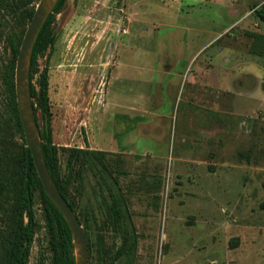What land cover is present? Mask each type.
Wrapping results in <instances>:
<instances>
[{
    "label": "rangeland",
    "instance_id": "rangeland-1",
    "mask_svg": "<svg viewBox=\"0 0 264 264\" xmlns=\"http://www.w3.org/2000/svg\"><path fill=\"white\" fill-rule=\"evenodd\" d=\"M263 3L67 0L55 14L39 59L40 72L47 68L49 74V100H33L41 140L57 146L68 197L88 233L89 264L118 263L112 258L123 235L107 213L109 188L123 198L131 220L126 227L138 235L135 264H264V93L257 92H264V57L250 53L246 34L264 33L255 14ZM27 20L24 12L16 23ZM204 42L188 69L195 79L180 84L167 121L155 120L161 68L171 57L178 59L175 69H183ZM224 54L239 75L246 65L263 71L260 82L240 75V87H253L254 102L243 98L236 107L214 97L216 79L202 72L225 66ZM14 60L0 30V187L5 179L16 189L0 195L4 226L27 147L6 81ZM198 76L205 78V90ZM137 96L143 138L135 144L139 150L130 152L123 141L138 124L129 104ZM163 130V140L151 139ZM71 147L103 153L94 155L93 167L83 168L79 159L68 163ZM34 208L39 227L28 264H51L53 241L39 191Z\"/></svg>",
    "mask_w": 264,
    "mask_h": 264
},
{
    "label": "trees",
    "instance_id": "trees-1",
    "mask_svg": "<svg viewBox=\"0 0 264 264\" xmlns=\"http://www.w3.org/2000/svg\"><path fill=\"white\" fill-rule=\"evenodd\" d=\"M39 1L40 0H0V30L5 32L11 50L15 55V60L7 65L6 81L10 91L12 112L25 141L26 137L18 108L14 82L16 58L20 51L27 24L32 19ZM66 1L67 0H58L55 4L53 11L49 14L37 36L31 54L29 68L31 95L33 98L39 97L45 104H47L49 100V74L47 68L43 72H40L39 59L44 54L48 40L51 39L49 26L53 21L55 14L63 8ZM24 12H27L28 14L27 24L20 26L16 22ZM255 14L262 22H264V3L255 8ZM246 34L252 39L250 53L259 57H264V33L248 30L246 31ZM37 83L40 87L39 89L37 88ZM34 105L37 113V106L35 103ZM45 109L48 110L47 106H45ZM42 147L48 169L62 194L75 211V203L68 197L67 182L62 177L59 169L57 146L50 140H44L42 141ZM68 151V163H72L79 159L81 160L83 168L87 166L93 167L94 163H91V160L95 158L94 155L103 153L100 150L78 147H71ZM21 164L23 166V173L20 177L19 184L17 185L16 203L12 208L11 215H9V224L4 226V222L0 220V264L29 263L30 249L39 227L36 210L34 208V198L37 191L40 192L47 227L52 235L53 258L51 264H76L75 244L71 228L63 213L47 195L28 146L24 149ZM101 178L104 181V184H107V180H105L103 175H101ZM1 184L0 195L3 194L4 190L10 192L16 190L15 185L13 184L10 187L8 181L5 179L1 180ZM109 195L112 198V201L106 203L107 213L114 227L122 231L121 233L123 235L122 243L119 249L115 252L112 260H118L117 264H135L138 235L134 229L126 227L130 224L131 220L130 215L122 206L124 203L123 198L120 197L115 190L110 188ZM84 232L87 239L88 233L87 231Z\"/></svg>",
    "mask_w": 264,
    "mask_h": 264
},
{
    "label": "water",
    "instance_id": "water-1",
    "mask_svg": "<svg viewBox=\"0 0 264 264\" xmlns=\"http://www.w3.org/2000/svg\"><path fill=\"white\" fill-rule=\"evenodd\" d=\"M57 1L40 0L36 6L34 15L26 29L16 62V94L27 146L32 153L39 177L47 195L63 213L71 228L75 244L76 264H89V247L83 225L59 189L45 161L37 113L30 87L29 68L32 50L39 32Z\"/></svg>",
    "mask_w": 264,
    "mask_h": 264
},
{
    "label": "crops",
    "instance_id": "crops-1",
    "mask_svg": "<svg viewBox=\"0 0 264 264\" xmlns=\"http://www.w3.org/2000/svg\"><path fill=\"white\" fill-rule=\"evenodd\" d=\"M200 31V30H199ZM252 40H249V42ZM206 46V42H204L201 47H199L197 50L194 51L193 55L191 56L190 61H185V65L183 69H175L176 66L178 65V59L177 61L173 58H169L168 60V65L164 66V68H161V71L163 74H161V79L156 82L158 89H157V95H158V102L157 106L155 108L156 110V115H155V120L159 121H167V117L169 116L168 110L173 108L175 105V100H176V94L177 90L180 86V84H183L184 81L186 80H191L195 79L194 74L190 73L189 66L190 64L196 59L197 52H199L202 48ZM230 52L229 49L226 51V53ZM222 62L225 63V66H222L221 68H215L216 71L213 73L211 71L209 72H202V75L206 73V75H210L216 79L214 84V89H215V98H218L223 102V100H229L234 104V106L237 107V102L243 98L246 100H251L254 102L255 100V91L253 87L250 85V82H253L255 80L259 81L261 80V76L263 74L262 70H255L252 68L250 65H246L244 70L240 72V75L243 77H246V79L250 82L249 84H245L244 86L240 87L239 82H240V75L239 71L233 70V66L235 64H232V60L230 58V55L224 54L222 57ZM187 64V65H186ZM165 75H168L167 77H164ZM200 75V74H199ZM198 87L200 90H205V85L203 84V76H198ZM183 82V83H182ZM141 84H140V93H141ZM241 91H240V90ZM260 92L257 90L259 95H262L264 92L262 91L261 87L259 88ZM140 95V94H139ZM130 105L134 104V113L130 114V117L133 119L135 123L138 121V124L134 125L133 131H131L126 137L124 138L123 141V146L125 148H130V152H135L138 151V147H136V142L140 139L143 138V120L142 116L140 114V109L137 108V105H141V102L139 100V97L133 101H129ZM132 108V106H131ZM130 118V119H131ZM159 132V133H152L151 134V139H153L155 136L156 137H161V140L167 136L166 133ZM135 146V147H134ZM135 148V149H134Z\"/></svg>",
    "mask_w": 264,
    "mask_h": 264
}]
</instances>
